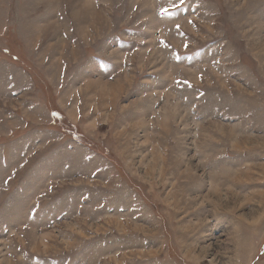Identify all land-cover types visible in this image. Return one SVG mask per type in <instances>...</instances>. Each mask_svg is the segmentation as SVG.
Here are the masks:
<instances>
[{
  "label": "rangeland",
  "instance_id": "1",
  "mask_svg": "<svg viewBox=\"0 0 264 264\" xmlns=\"http://www.w3.org/2000/svg\"><path fill=\"white\" fill-rule=\"evenodd\" d=\"M0 264H264V0H0Z\"/></svg>",
  "mask_w": 264,
  "mask_h": 264
}]
</instances>
